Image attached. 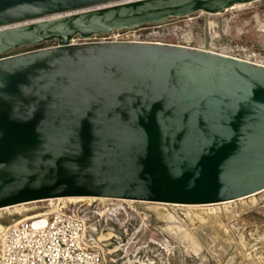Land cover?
Masks as SVG:
<instances>
[{"label": "water", "instance_id": "1", "mask_svg": "<svg viewBox=\"0 0 264 264\" xmlns=\"http://www.w3.org/2000/svg\"><path fill=\"white\" fill-rule=\"evenodd\" d=\"M253 1L0 0V208L264 189L263 64L175 43L71 41Z\"/></svg>", "mask_w": 264, "mask_h": 264}, {"label": "rangeland", "instance_id": "2", "mask_svg": "<svg viewBox=\"0 0 264 264\" xmlns=\"http://www.w3.org/2000/svg\"><path fill=\"white\" fill-rule=\"evenodd\" d=\"M208 20L211 22V28L208 29L209 35L212 34V39L208 36V47L211 50L264 63V0L253 1L244 7L224 9L207 17L202 12H195L183 17H169L158 27L147 24L142 27L145 33L157 32L152 35L153 39L202 47ZM117 33L128 34L126 31H118L110 36L116 37ZM130 33L134 35L133 31ZM55 43L56 41H49L23 46L13 52ZM262 190L264 189L252 193L253 196L246 195L249 197L243 201L254 197L257 204L235 217L225 219L219 211L223 227L206 225L195 217L189 222L182 209L166 205L176 220L196 235L200 244L197 251L186 249L175 236L164 229L166 223L148 210L153 203L137 200L130 202L83 199L65 203L40 201L27 204L20 210H0V225L6 228L31 213L70 206L85 219L84 237L102 251V264H264ZM238 202L242 201L234 203ZM210 207L221 208L222 205ZM201 227H204L203 230Z\"/></svg>", "mask_w": 264, "mask_h": 264}, {"label": "built area", "instance_id": "3", "mask_svg": "<svg viewBox=\"0 0 264 264\" xmlns=\"http://www.w3.org/2000/svg\"><path fill=\"white\" fill-rule=\"evenodd\" d=\"M161 23L147 25L158 27ZM129 30L134 32L131 38L117 33L118 40L162 42L152 38L157 32L145 33L142 26L116 32ZM105 40H112L110 33L95 34L90 38L74 37L71 41ZM85 229V219L70 206H59L39 212L35 217L21 218L3 231L0 264H102V251L85 239Z\"/></svg>", "mask_w": 264, "mask_h": 264}, {"label": "bare ground", "instance_id": "4", "mask_svg": "<svg viewBox=\"0 0 264 264\" xmlns=\"http://www.w3.org/2000/svg\"><path fill=\"white\" fill-rule=\"evenodd\" d=\"M250 3H252V2H250ZM250 3H237V4H234L232 7L226 8L225 10H230V9H234V8H238V7H244ZM198 12L204 13L206 15V17L208 15H211V14H216V13L205 12V11H198ZM57 15L58 14H56V15L54 14V16H57ZM210 26H211V22H210V20H208L207 24H206V28H205L206 36L204 39V46L198 47V48L211 50L208 47V40H210L209 38L212 39V34L210 33V35H209V31H208V29L211 28ZM130 31L131 30L127 31L128 34L125 35L126 38H131L132 32L130 33ZM114 33H116V31H113L110 34L113 35ZM208 36H209V38H208ZM111 39L112 40H118L119 35L116 34V37L111 36ZM211 51H213V50H211ZM215 52H218V51H215ZM219 53L224 54L223 52H219ZM226 55H229V54H226ZM229 56L245 59L248 61H253V62L264 65V63H261L259 61L250 60L247 58H242V57H238V56H234V55H229ZM262 191H264V190H262ZM253 195L254 194H252L250 196H253ZM247 197H249V196H244V197H239V198H235V199H229V200L214 202L213 204L212 203L186 204V203L153 202V201L149 202V201H145V200H137V201H140L143 203H145V202L146 203H153V206H150L148 208V210L150 209V211H152V213L155 215V217L157 219L162 220L163 222L166 223V226L164 227V229L169 231L173 236H175L177 241L179 243L183 244L186 249H191L193 251H197L200 248V244L197 240L196 235L192 231L187 230L184 226H182L183 224L176 220L175 216L168 210L166 205H170L172 207H179L180 209H182L184 211L183 214H185V216L187 217L189 222H191L193 220V218L195 217L198 220H200L202 223H206V225L211 224V225H213V227H215V226L223 227L224 224L220 218V212L219 211H221L223 213V217L225 219L235 217V216L239 215L240 213H243L246 210H248L249 208L253 207L255 204H257V200L254 197L249 201H245V200L243 201V199L244 198L246 199ZM258 198H260V197H258ZM83 199H90V200L100 199L101 201L113 200V199H116L118 201H130V202L135 201L133 199L110 198V197H101V196H99V197H97V196H66V197H55V198H47V199H41V200L22 202V203H18V204H13V205L1 207L0 210L9 209V208H15V209L20 210L21 208H25L24 206L27 204L36 203V202H40V201H49V202L59 201V202L65 203V202H69V201H78V200H83ZM236 201H242V202L234 203ZM212 205H222V207L221 208H212V207H210ZM18 207H20V208H18ZM38 213L39 212L31 213V214H29L23 218L35 217L36 215H38ZM4 227L2 225H0V236L1 237H2L3 231L5 230ZM203 228L204 227H201L200 229L203 230ZM210 232H211V230H210ZM198 234H200V233H198ZM205 236H206V234H205ZM207 236H208V234H207ZM210 236L212 237V235H210ZM212 239H214V238L212 237Z\"/></svg>", "mask_w": 264, "mask_h": 264}]
</instances>
